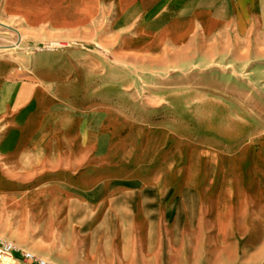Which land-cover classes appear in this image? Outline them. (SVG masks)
<instances>
[{"label": "rangeland", "instance_id": "rangeland-1", "mask_svg": "<svg viewBox=\"0 0 264 264\" xmlns=\"http://www.w3.org/2000/svg\"><path fill=\"white\" fill-rule=\"evenodd\" d=\"M251 40L62 42L42 114L0 107V140L26 124L34 141L0 156V240L52 264H264V34Z\"/></svg>", "mask_w": 264, "mask_h": 264}, {"label": "crops", "instance_id": "crops-1", "mask_svg": "<svg viewBox=\"0 0 264 264\" xmlns=\"http://www.w3.org/2000/svg\"><path fill=\"white\" fill-rule=\"evenodd\" d=\"M0 21L6 26L0 34V107L7 102L12 112L39 116L45 98L59 95L67 77L62 60L71 53H36L37 46L85 41L103 32L181 44L234 34L251 44L255 33L264 34V0H4ZM29 126L0 140V156L24 155L34 144L22 137ZM43 126L37 119L31 127Z\"/></svg>", "mask_w": 264, "mask_h": 264}, {"label": "built area", "instance_id": "built-area-1", "mask_svg": "<svg viewBox=\"0 0 264 264\" xmlns=\"http://www.w3.org/2000/svg\"><path fill=\"white\" fill-rule=\"evenodd\" d=\"M4 0H0V13ZM4 25L0 21V34H2ZM66 47L62 42L44 43L35 48L36 53H52ZM25 262L29 264H52L50 261L38 257L31 252L22 250L14 243L7 240H0V264H19Z\"/></svg>", "mask_w": 264, "mask_h": 264}, {"label": "water", "instance_id": "water-1", "mask_svg": "<svg viewBox=\"0 0 264 264\" xmlns=\"http://www.w3.org/2000/svg\"><path fill=\"white\" fill-rule=\"evenodd\" d=\"M3 27H5V28H6V26H3Z\"/></svg>", "mask_w": 264, "mask_h": 264}]
</instances>
